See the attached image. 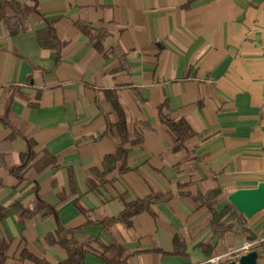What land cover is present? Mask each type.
<instances>
[{
	"label": "crops",
	"instance_id": "crops-1",
	"mask_svg": "<svg viewBox=\"0 0 264 264\" xmlns=\"http://www.w3.org/2000/svg\"><path fill=\"white\" fill-rule=\"evenodd\" d=\"M37 2L20 32L0 22L4 264H59L68 234L54 232L58 222L81 228L74 236L87 249L82 264H104L108 245L122 247L119 264H209L216 254H243L245 234L214 232L198 196L219 189L213 207L221 211L230 192L264 181V0ZM107 90L142 137L122 173L102 167L119 143ZM160 110L191 128L179 147ZM28 143L33 156L18 177L5 163L18 165ZM60 196L69 199L58 219L22 214L37 197L53 205ZM142 198L148 208L129 223L100 222ZM228 213L234 230L264 236V208L249 219Z\"/></svg>",
	"mask_w": 264,
	"mask_h": 264
},
{
	"label": "trees",
	"instance_id": "trees-1",
	"mask_svg": "<svg viewBox=\"0 0 264 264\" xmlns=\"http://www.w3.org/2000/svg\"><path fill=\"white\" fill-rule=\"evenodd\" d=\"M37 0H27L24 3H19L11 0H0V22H3L10 34H15L21 31V19L23 16H26L30 13L37 12ZM48 22L47 26L52 35L55 38V34L53 32L52 26ZM82 30L85 28L81 27ZM99 44V43H97ZM106 96L110 101L113 110L117 115V120L114 122V126L119 135V143L114 153L109 154L104 157L102 161V167L104 171H112L116 170L119 173H122L128 169L127 166V152L128 148L131 145L138 144L142 140L141 134L137 133L128 128L125 114L123 108L118 100L117 94L113 90H107ZM160 119L166 124L172 135L174 136V143L176 146H180L184 141L188 139V137L192 134L191 128L187 124L185 120L182 119H171L166 117L161 113L160 110ZM33 152L31 150V143H28V149L21 154V160L18 165L14 164H6V160L3 159L0 161L2 164L5 163V166L8 167L11 171H14L16 175L19 177V174L24 170L28 162L32 159ZM219 189L210 190L205 196L199 197L198 199L203 204H206L210 210L211 219L210 226L214 232L219 231L220 234L223 232H227L229 230H233L237 234L244 233L245 238L248 241H254L258 239V236L251 232L250 230L243 228L241 230H234L233 225L228 223L226 218L229 216V210L232 209L236 212L234 207L228 203V205L223 208L221 211H216L213 207L217 196L219 195ZM69 196H60V199L57 204H49L43 201L41 198L37 197L32 207H22V214L24 216L31 215H39L40 217H54L58 219V205L67 201ZM150 203L149 198L136 199L126 203L120 212V214L116 217H108L102 219L100 222L109 225L115 223L117 221H122L124 223H129L130 218L144 211L148 208ZM241 217L242 214L238 213ZM81 228H69L64 229L59 222L57 223V227L55 229V233L65 232L68 234V237L61 240L64 248L66 249L67 256L64 260H62L59 264H82L83 257L86 253L87 249H85L81 244H79L74 236V234L80 230ZM53 234H48V239L52 237ZM109 251V254L104 257V264L109 262H118L119 257L122 250V247L118 245H108L105 247V250ZM252 250H256L258 252V259H263L262 264H264V241H259L252 247ZM263 251V253H261ZM21 258H33L31 254H29L26 250H22L20 254ZM40 264H48L44 262V260H37ZM229 259L224 260L221 263L227 262ZM5 262V249L4 246H0V264H4Z\"/></svg>",
	"mask_w": 264,
	"mask_h": 264
},
{
	"label": "water",
	"instance_id": "water-1",
	"mask_svg": "<svg viewBox=\"0 0 264 264\" xmlns=\"http://www.w3.org/2000/svg\"><path fill=\"white\" fill-rule=\"evenodd\" d=\"M227 200L238 213L251 218L264 208V181H259L255 187L233 190L227 195ZM258 255L256 250H250L221 264H257Z\"/></svg>",
	"mask_w": 264,
	"mask_h": 264
},
{
	"label": "built area",
	"instance_id": "built-area-1",
	"mask_svg": "<svg viewBox=\"0 0 264 264\" xmlns=\"http://www.w3.org/2000/svg\"><path fill=\"white\" fill-rule=\"evenodd\" d=\"M259 241H264V236L258 237V239L254 241H248L244 240L242 245L237 249L238 252H243L246 253L250 250H252V247L258 243ZM228 259V254L227 253H220L213 255L207 259V262L209 264H221L224 260ZM236 259V258H235Z\"/></svg>",
	"mask_w": 264,
	"mask_h": 264
},
{
	"label": "rangeland",
	"instance_id": "rangeland-1",
	"mask_svg": "<svg viewBox=\"0 0 264 264\" xmlns=\"http://www.w3.org/2000/svg\"><path fill=\"white\" fill-rule=\"evenodd\" d=\"M256 244H257V243H256ZM262 262H263V259H258L257 264H262Z\"/></svg>",
	"mask_w": 264,
	"mask_h": 264
}]
</instances>
